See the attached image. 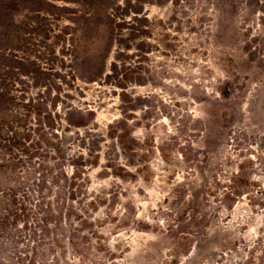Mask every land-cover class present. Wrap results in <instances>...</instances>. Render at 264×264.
Segmentation results:
<instances>
[{"label": "rangeland", "instance_id": "rangeland-1", "mask_svg": "<svg viewBox=\"0 0 264 264\" xmlns=\"http://www.w3.org/2000/svg\"><path fill=\"white\" fill-rule=\"evenodd\" d=\"M0 264H264V0H0Z\"/></svg>", "mask_w": 264, "mask_h": 264}, {"label": "bare ground", "instance_id": "bare-ground-1", "mask_svg": "<svg viewBox=\"0 0 264 264\" xmlns=\"http://www.w3.org/2000/svg\"><path fill=\"white\" fill-rule=\"evenodd\" d=\"M103 117V115H100V118Z\"/></svg>", "mask_w": 264, "mask_h": 264}]
</instances>
